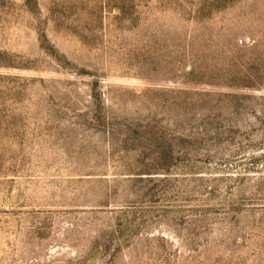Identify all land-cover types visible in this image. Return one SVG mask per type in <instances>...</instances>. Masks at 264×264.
I'll return each mask as SVG.
<instances>
[{
	"label": "rangeland",
	"instance_id": "1",
	"mask_svg": "<svg viewBox=\"0 0 264 264\" xmlns=\"http://www.w3.org/2000/svg\"><path fill=\"white\" fill-rule=\"evenodd\" d=\"M0 264H264V0H0Z\"/></svg>",
	"mask_w": 264,
	"mask_h": 264
}]
</instances>
